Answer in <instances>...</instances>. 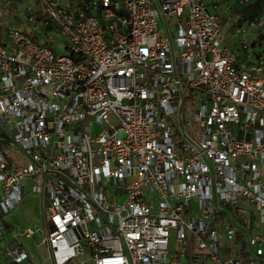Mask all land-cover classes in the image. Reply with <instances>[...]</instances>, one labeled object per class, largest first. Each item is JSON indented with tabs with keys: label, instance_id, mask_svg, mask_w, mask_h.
Returning <instances> with one entry per match:
<instances>
[{
	"label": "built area",
	"instance_id": "2783aa9c",
	"mask_svg": "<svg viewBox=\"0 0 264 264\" xmlns=\"http://www.w3.org/2000/svg\"><path fill=\"white\" fill-rule=\"evenodd\" d=\"M206 1L0 0V243L29 185L51 264H264V22Z\"/></svg>",
	"mask_w": 264,
	"mask_h": 264
},
{
	"label": "rangeland",
	"instance_id": "374dc122",
	"mask_svg": "<svg viewBox=\"0 0 264 264\" xmlns=\"http://www.w3.org/2000/svg\"><path fill=\"white\" fill-rule=\"evenodd\" d=\"M216 2H220L224 4L225 6L233 5L235 0H216ZM207 3V2H206ZM0 10L3 12V15L0 17V36L4 35L6 29L8 27H11L15 25L18 18L15 16V18L10 15V12H7L3 7L0 5ZM239 13L237 11L231 13V16H229V23L232 25L231 28L235 25L234 19H238ZM21 20V19H20ZM238 21V20H237ZM227 27L223 29L222 27V33L223 35H226L227 42H229V35L226 34ZM253 38H250L248 40L249 44L253 42ZM235 43V42H234ZM229 44V43H228ZM262 47H264V42H261ZM258 48V44L255 47ZM57 52L66 55L65 51L62 48H58ZM200 98L201 96L197 95L193 97L189 103L188 101L185 103L183 108V117L185 120H192V114L196 108L199 107L200 104ZM195 135L198 133V124L192 123ZM29 185L26 186L25 195L22 200V203L19 204L14 211L11 213L10 216L7 217V221L9 224H12L15 227V230H23L28 227H32L33 229L39 227L41 223L39 222L40 218V208H39V198L31 193L28 189ZM40 235L36 234L34 238L32 239H25L24 237L16 238V241L19 244H23L26 251L30 252L34 255L36 261L40 264H48V262L44 259L47 256V249L43 245L36 246L35 240H39ZM172 247V244L170 245V248ZM49 251V250H48ZM88 255L85 254L83 256H80L78 260L74 264H81L83 261V264H93L91 261L87 260Z\"/></svg>",
	"mask_w": 264,
	"mask_h": 264
},
{
	"label": "trees",
	"instance_id": "16d2710c",
	"mask_svg": "<svg viewBox=\"0 0 264 264\" xmlns=\"http://www.w3.org/2000/svg\"><path fill=\"white\" fill-rule=\"evenodd\" d=\"M227 1V0H225ZM237 11L239 13L238 23H242L245 20H250L253 17H259L262 22H264V0H250L247 5L237 7L233 12ZM232 12V13H233ZM253 42L250 43V47L253 50L255 58H258L259 55H264V47H262L261 42H264V29H258L253 37ZM230 49L237 55L238 58L242 57V50L238 48L237 44L234 43ZM258 44V48L255 47Z\"/></svg>",
	"mask_w": 264,
	"mask_h": 264
},
{
	"label": "crops",
	"instance_id": "0c3cea01",
	"mask_svg": "<svg viewBox=\"0 0 264 264\" xmlns=\"http://www.w3.org/2000/svg\"><path fill=\"white\" fill-rule=\"evenodd\" d=\"M206 2L209 5L211 2H216V0H207ZM220 5H221L220 9L218 10V15H219V18H220V24L223 27V29H225V27H227L226 34L229 35L231 33V30H232V28H231L232 25L229 23L230 13L225 9L224 4L220 3ZM228 41H229L228 42L229 46H231V47L233 45L235 46L234 41H232L230 39ZM39 208H40V206H39ZM39 214H41V210H40ZM7 217L5 218L6 219V223H7V234L3 238V241L0 243V264H6L5 249H6L8 244L12 243L13 241H16V238H13L15 233L17 231H22V230H19V229L15 230V227L12 224H9V222L7 221ZM39 222L41 223V215H40V218H39ZM37 241L38 240H35V245H36ZM20 245L26 251V249L23 246V244H20ZM46 252H48V253H47V256L44 259L48 262V264H51L50 259H49V256H50L49 251L47 250ZM26 253L28 254V259L24 260L20 264H40V263H38V261L34 260L35 257L31 253V251L30 252L26 251ZM86 259L89 260L88 258H86Z\"/></svg>",
	"mask_w": 264,
	"mask_h": 264
}]
</instances>
